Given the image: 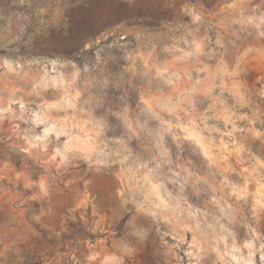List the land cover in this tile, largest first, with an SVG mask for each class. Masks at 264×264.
Masks as SVG:
<instances>
[{
	"label": "rangeland",
	"instance_id": "rangeland-1",
	"mask_svg": "<svg viewBox=\"0 0 264 264\" xmlns=\"http://www.w3.org/2000/svg\"><path fill=\"white\" fill-rule=\"evenodd\" d=\"M0 264H264V0H0Z\"/></svg>",
	"mask_w": 264,
	"mask_h": 264
}]
</instances>
